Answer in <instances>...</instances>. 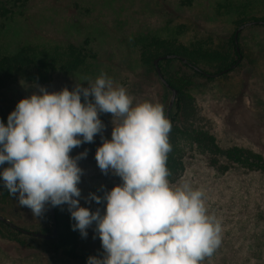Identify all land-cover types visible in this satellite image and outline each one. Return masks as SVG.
Instances as JSON below:
<instances>
[{
  "label": "rangeland",
  "instance_id": "rangeland-1",
  "mask_svg": "<svg viewBox=\"0 0 264 264\" xmlns=\"http://www.w3.org/2000/svg\"><path fill=\"white\" fill-rule=\"evenodd\" d=\"M25 16L26 21L6 24L0 42L16 44L28 38L30 42L64 45L88 38L97 57L92 61L91 73L55 72L33 81L12 76L1 85V99L17 103L36 91L33 84L50 92L63 87L71 90L76 83L87 87L84 80L94 81L103 72L114 86L125 87L134 103H159L165 113L171 92L161 83L153 66L141 60L144 42L156 37L220 51L236 29V19L264 17V0H30ZM238 46L240 62L210 79L191 75L175 61L161 62L167 78L177 83L188 80L182 88L180 109L176 111L175 102L171 107L175 120L169 117L170 123L184 131L170 138L171 144L180 148L183 169L175 180L169 181L177 184L187 180L202 189L208 211L222 226L219 247L201 264H264V174L219 156L214 165L208 152L198 148L196 142H188L199 137L194 131L202 132L221 149L239 147L264 155V26L244 27L238 34ZM200 67L216 73L212 63L200 62ZM9 102L0 104V114L11 112ZM100 119L105 125L102 135L110 139L112 116L101 113ZM84 144L97 148L100 134ZM84 150L74 148L70 155ZM94 154L87 149V156L78 161L83 169L78 184L79 203L90 211L99 208L103 213V201L97 204L86 202L85 198L89 193L102 196L121 181L111 173L103 174ZM223 164L227 165L225 171L215 168ZM53 208L55 212L57 207ZM58 208L67 210L66 205ZM0 215L25 229L41 232L47 228L48 233L52 230L49 206L41 217H35L11 196L0 202ZM87 232V237H80L77 242L76 258L62 250L53 252L45 242L29 239L26 234L17 237L5 232L0 234V264H79L82 254L102 252L99 238L93 239V227Z\"/></svg>",
  "mask_w": 264,
  "mask_h": 264
},
{
  "label": "clouds",
  "instance_id": "clouds-1",
  "mask_svg": "<svg viewBox=\"0 0 264 264\" xmlns=\"http://www.w3.org/2000/svg\"><path fill=\"white\" fill-rule=\"evenodd\" d=\"M84 81L87 87L76 83L51 92L33 84L36 91L16 103L6 123L0 121V186L35 217L46 206L66 205L71 228L82 238L93 227L102 252L85 264H201L219 247L222 226L208 211L202 189L168 179L171 123L162 105L134 103L103 72ZM101 113L112 116L110 139L102 135ZM97 134V167L121 181L102 196L85 198L103 201V213L79 203L78 161L87 149L70 155Z\"/></svg>",
  "mask_w": 264,
  "mask_h": 264
},
{
  "label": "trees",
  "instance_id": "trees-1",
  "mask_svg": "<svg viewBox=\"0 0 264 264\" xmlns=\"http://www.w3.org/2000/svg\"><path fill=\"white\" fill-rule=\"evenodd\" d=\"M29 2L30 0H0V35L4 31L8 22L13 20L26 21L27 17L25 15L27 8L29 7ZM247 20H261L264 22V17H252L250 19L240 17L236 19V26L246 22ZM256 25L264 26V24ZM18 43H5L4 40L0 42V88L3 82L12 76L23 80L33 81L46 76L48 73L51 74L55 72L66 74H72L75 72L91 73L92 61H94L97 57L96 49L94 45H92L91 40L88 38L76 41V43L69 42L64 45H48L47 43L30 42L28 38H24L21 43ZM141 48V60L152 65L153 68V59L159 55L176 54L180 57L186 58V63H184L180 58H164L158 61V66L162 72L161 62L175 61L179 66L191 71V75L194 76H205L201 72L204 70L201 69L200 62H206L208 64L212 63L214 65V72H219L235 63L238 57V52L236 51L233 40V34L229 37L226 47L220 51L207 50L201 47L195 48L194 46L178 43L175 40L168 41L156 37L148 39L147 42H144ZM195 66H197L200 70L194 69ZM230 70L231 69L228 71ZM163 76L171 86L176 88L178 92L175 100V105H177L175 109L178 111L180 109L179 104L183 96L182 88L184 84L188 83V80L183 79L184 81H182V83H177L176 81L167 78L165 74H163ZM6 102H9V100L1 99L0 97V104L3 105ZM9 104L11 106L8 107L13 110L16 103L9 102ZM172 111L173 110L170 111L169 117L173 118L172 120H175L174 113L172 114ZM7 115L8 113H1L0 121L6 123ZM194 132L197 133L199 137H192V139L189 140L186 138L184 139L188 140L190 144L196 142L198 148L208 152L212 156L210 158L212 164H218L217 156H219L229 162L242 167L258 170L264 174V155L253 153L250 150L239 147L221 149L214 143L213 138L209 135L203 134L202 132ZM177 133L183 134L184 131L171 123V131L169 133L170 144V138L176 136ZM171 146L172 150L168 153L167 167L170 171L168 179L173 181L182 172L183 165L179 156L180 148L177 147V144H171ZM215 168L223 172L227 169V165H217ZM10 197L11 196L7 190L0 186V202H5L10 199ZM54 213L57 230L54 238L41 239L31 235H28V237L29 239L45 242V244L49 245L53 252L62 250L65 254L71 256V258H76L77 255L75 250L77 242L81 236L78 231H73L71 228V224H73L74 221L70 219V213L68 210L62 209L59 211V208L57 207L55 208ZM5 232L14 234L17 237L23 236V233L20 231L11 228L8 224L0 221V234L5 235ZM41 232L48 233V230L45 228ZM24 236L26 235L24 234ZM18 243L21 245L23 244V242L19 240ZM90 255L95 254H82L78 259V263L85 264L87 257Z\"/></svg>",
  "mask_w": 264,
  "mask_h": 264
},
{
  "label": "water",
  "instance_id": "water-1",
  "mask_svg": "<svg viewBox=\"0 0 264 264\" xmlns=\"http://www.w3.org/2000/svg\"><path fill=\"white\" fill-rule=\"evenodd\" d=\"M251 24H264V22L261 21V20L247 21V22H244V23L238 25L236 27V29L234 30V32H233V40H234V43H235L236 51L238 52V57H237L235 63L231 64L228 68L222 69L221 71L216 72V73H209V72H206V71H201L203 73V75H205L207 77L218 76L220 74H223V73L227 72L229 69L234 68L240 62L241 55L239 53L238 34L244 27L249 26ZM164 58H180L184 63L187 62V59L183 58V57H180V56H178L176 54L159 55V56H157L156 58L153 59L154 69H155V72H156L159 80L171 92L170 98H169V101H168V104H167V107H166V110H165V116L169 120V113L171 111V107L173 106V104H174V102H175V100L177 98L178 92H177L175 87L171 86L166 81V79L163 76V73L161 72V70H160V68L158 66V61H160V60H162ZM194 69L200 70L197 66H195ZM79 147L86 148V149H89V150H94V151L96 150V148L91 147V146H89L87 144H84V143H82ZM49 216H50V219H51V229H52L50 233H43V232H40V231H34V230H29V229L22 228V227L16 225L12 221H10L9 219H7V218H5V217H3L1 215H0V221L3 222V223L8 224L11 228L16 229V230L20 231L23 234L31 235L33 237H37V238H41V239H51V238H54L56 236V233H57L54 208L51 207V206H49Z\"/></svg>",
  "mask_w": 264,
  "mask_h": 264
}]
</instances>
